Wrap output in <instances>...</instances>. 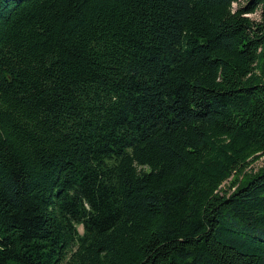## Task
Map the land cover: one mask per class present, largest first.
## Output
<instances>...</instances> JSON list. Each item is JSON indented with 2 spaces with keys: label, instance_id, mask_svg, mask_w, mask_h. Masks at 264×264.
<instances>
[{
  "label": "trees",
  "instance_id": "trees-1",
  "mask_svg": "<svg viewBox=\"0 0 264 264\" xmlns=\"http://www.w3.org/2000/svg\"><path fill=\"white\" fill-rule=\"evenodd\" d=\"M0 264H264V0H0Z\"/></svg>",
  "mask_w": 264,
  "mask_h": 264
},
{
  "label": "rangeland",
  "instance_id": "rangeland-1",
  "mask_svg": "<svg viewBox=\"0 0 264 264\" xmlns=\"http://www.w3.org/2000/svg\"><path fill=\"white\" fill-rule=\"evenodd\" d=\"M250 17H252L254 19H258L259 18V12H256L254 14H250ZM262 160H263V157L260 158L257 162H255L254 168H257V167L261 166L262 165ZM230 183H231L230 180L226 181L224 183L225 187H228L230 185Z\"/></svg>",
  "mask_w": 264,
  "mask_h": 264
}]
</instances>
